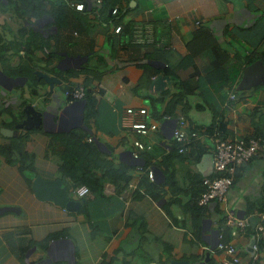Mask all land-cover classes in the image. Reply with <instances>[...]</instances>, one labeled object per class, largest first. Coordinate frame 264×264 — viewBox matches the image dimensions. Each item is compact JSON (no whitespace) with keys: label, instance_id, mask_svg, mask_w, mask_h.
Here are the masks:
<instances>
[{"label":"crops","instance_id":"1","mask_svg":"<svg viewBox=\"0 0 264 264\" xmlns=\"http://www.w3.org/2000/svg\"><path fill=\"white\" fill-rule=\"evenodd\" d=\"M38 1L0 0V264H223L220 234L236 246L239 264H264L256 229L264 210V76L239 88L246 66L256 60L264 65V0H124L120 33L114 7L75 9L80 0L35 6ZM180 60L197 71L174 105L175 116L164 119L171 95L159 101L161 94L175 91L174 83L187 75V68H177L174 76L166 72ZM217 63L224 68L221 78L232 79L215 82L221 83V136L256 137L261 148L236 168L225 201L201 206V180L213 173L208 137L198 150L179 153L171 128L182 108L190 123H210L206 100L216 98L217 90L201 79ZM38 71L56 81L50 86ZM79 84L88 91L84 98L65 95ZM28 103L44 112L42 120L17 128ZM129 106L147 107V119H157L158 128L149 135L131 132L124 125ZM71 129L83 131L86 141L91 136L88 142L106 158L125 165L133 178L125 189L107 180L101 193L77 195L81 185L63 179L64 144L55 140ZM134 137L154 142L140 162L130 154ZM83 156L96 164L94 152ZM144 163L153 179L142 176ZM37 176L60 179L79 205L68 209L39 197ZM228 210L250 220L233 238L225 224ZM253 237L256 248L250 250Z\"/></svg>","mask_w":264,"mask_h":264},{"label":"built area","instance_id":"2","mask_svg":"<svg viewBox=\"0 0 264 264\" xmlns=\"http://www.w3.org/2000/svg\"><path fill=\"white\" fill-rule=\"evenodd\" d=\"M102 0H80L74 3V8L83 10L86 5H99ZM112 12H116L113 8ZM115 30L118 32L120 26ZM65 95L71 99H82L85 95V87L81 84L65 89ZM231 98H235L232 93ZM151 111L145 107H126L124 109V125L134 133L139 135H149L151 131L158 128L157 119L148 120L147 115ZM163 115L162 118H168ZM171 137L176 143L179 153H185L191 150V145L196 140H203L207 137L205 130H197L191 127L190 122L185 115L179 114L175 117L171 128ZM92 141V137H87ZM130 150L131 158L140 162L142 152L150 151L153 148V140H142L137 137L132 139ZM207 149L211 154L213 173L205 176L201 180L202 191L196 199L198 205L205 206L211 201H225L227 192L233 181V175L236 168L243 163L248 162L251 157L261 148V144L256 137L238 139H228L221 136L220 132L214 131L207 139ZM148 178L153 179V171L147 172ZM90 190L86 185H81L76 189L79 197L84 196ZM225 224L230 230L231 237L240 235L249 226L250 220L247 217H239L233 210H228L225 214ZM256 229L264 241V210L259 213V220ZM256 248V245H253ZM217 248L225 254L223 264H239L240 256L232 240H225L220 234L217 242Z\"/></svg>","mask_w":264,"mask_h":264},{"label":"trees","instance_id":"3","mask_svg":"<svg viewBox=\"0 0 264 264\" xmlns=\"http://www.w3.org/2000/svg\"><path fill=\"white\" fill-rule=\"evenodd\" d=\"M40 1H38L37 3L35 2V6L36 5L41 6L42 3ZM122 2L124 3V0H102L101 4L96 5L97 8L100 7L116 8V12H113L114 15L112 17L113 20L116 21L115 26H120V30L118 31V33H120L123 30V26L121 23L123 19L122 10L128 8ZM88 6L86 5L85 8H87ZM53 16L55 17V21L58 22L57 15H53ZM127 24L129 25V21H127ZM127 33L132 36L131 29H129ZM180 61L182 65H178L179 67L178 66L174 67V65H171L170 69L167 70L166 72L169 73L171 76H174L173 72L177 68H182V69L187 68L186 71L187 75L183 78H179V79L177 78L178 80L174 83V85H177L175 91L172 92L171 91L172 89L168 88L167 92L161 94L159 101L165 99L167 95H171L170 99L167 101L165 105V109L162 111L161 116L163 115L175 116L174 105L176 103H180L183 101V98H185V93H187V90H189L188 80L191 77V75L197 71L195 70L196 65H193L192 63L182 62V60ZM188 67L190 68V70ZM223 69L224 68L222 66V63L213 64L211 67L209 66V72L206 78L201 79L204 83H209L211 86L213 85L212 86L213 90H217L216 93H213L214 96L215 95L217 96L216 98H214L212 101L206 100V102H210L208 103L209 110L212 114V119L210 123L205 127L190 123L192 128H195L197 130L204 129L208 138L209 135H211L214 131L220 132L221 127L224 126L221 120L222 113L220 108L221 83L219 85H216L215 82L217 80H220V82L221 80L224 82H230V80L232 79L230 77H226L227 75L221 78V71H224ZM87 93L88 91L85 90V95ZM152 105H154V103H152ZM87 106L88 105L86 104L85 109L87 108ZM152 110L154 111V113H158V111H156V108L155 109L153 108ZM181 112L186 116V108H182ZM158 117L159 116H157V118ZM59 134L64 135L61 136L60 138H55V140L58 139L59 141H62L64 144V149H63L64 152L61 154L59 161V169L62 173L63 179L70 180L71 184L73 185H86L91 192L97 191L100 193L102 191L104 182L107 180L113 182L116 185V189L118 191H122L123 189H125L128 183L132 181L133 178L131 175L127 174V168L125 167V165L115 164L110 159L106 158L98 146H96L94 143L88 142L85 139H83L85 135L83 131L77 129H71L69 132L59 133ZM21 139L22 138H17L16 141L20 142ZM203 142H204L203 140L194 141L191 145V149L198 150L199 148L203 147L204 145ZM12 149H13L12 146L10 145L6 146V150H7L6 152L8 155H10L11 152L10 150ZM174 150L178 152L176 147L174 148ZM90 152L92 153L94 152L95 155L97 156L96 164L95 163L89 164L88 159L87 160L84 159L83 155L84 154L89 155ZM94 169H101L102 172L94 173L93 172ZM142 169H146V172L142 176L145 175L148 178L147 172L149 169L145 163L143 164Z\"/></svg>","mask_w":264,"mask_h":264},{"label":"water","instance_id":"4","mask_svg":"<svg viewBox=\"0 0 264 264\" xmlns=\"http://www.w3.org/2000/svg\"><path fill=\"white\" fill-rule=\"evenodd\" d=\"M39 75L44 77L46 81L52 86L53 82L56 81L55 76L48 75L41 71H38ZM264 76V65L261 63L260 60H256L245 67L243 72V77L239 82V88H247L252 84L261 83L262 78ZM159 79V78H158ZM25 111V118L16 124L17 128L24 127L26 129L32 128V126L39 125L42 120V116L44 115L43 111L38 110L35 108L31 103H28L24 107ZM9 130V129H8ZM33 188L37 195L41 198H48L55 203L68 208V209H75L79 205V201L69 199L66 186L61 185V180H47L43 179L40 176H37L33 179ZM255 242V238H251L249 243V249L251 250L252 245ZM173 264H183L179 261H173Z\"/></svg>","mask_w":264,"mask_h":264}]
</instances>
